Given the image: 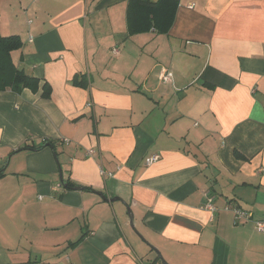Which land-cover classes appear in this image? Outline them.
<instances>
[{
	"label": "crops",
	"instance_id": "crops-1",
	"mask_svg": "<svg viewBox=\"0 0 264 264\" xmlns=\"http://www.w3.org/2000/svg\"><path fill=\"white\" fill-rule=\"evenodd\" d=\"M126 1L0 0L39 80L0 90V264H264V0H178L166 34Z\"/></svg>",
	"mask_w": 264,
	"mask_h": 264
},
{
	"label": "trees",
	"instance_id": "trees-1",
	"mask_svg": "<svg viewBox=\"0 0 264 264\" xmlns=\"http://www.w3.org/2000/svg\"><path fill=\"white\" fill-rule=\"evenodd\" d=\"M178 0H127L125 11V22L128 34H136L154 30L157 34H166L172 27L175 13L178 7ZM22 41L19 35L3 36L0 34V90L10 89L13 92L21 93L23 89L29 88L36 90L39 80L19 69L12 61L11 52L21 49ZM84 76L80 79L75 75L72 79V84L85 88L87 83ZM212 88V85L205 84ZM49 86H43L42 96H49ZM43 145L49 146L54 154H56V140H45L43 144H28L16 149L21 150H38ZM237 158L245 160L244 155L237 151L233 153ZM4 169L0 168V177L3 175ZM65 189H75L80 186L71 181L66 182ZM63 188V189H64ZM92 190L91 187L83 186L82 190ZM100 194L99 192H97ZM101 196L102 193H101ZM104 197V196H103ZM80 238L71 242V245L76 244ZM164 264V263H162Z\"/></svg>",
	"mask_w": 264,
	"mask_h": 264
},
{
	"label": "built area",
	"instance_id": "built-area-1",
	"mask_svg": "<svg viewBox=\"0 0 264 264\" xmlns=\"http://www.w3.org/2000/svg\"><path fill=\"white\" fill-rule=\"evenodd\" d=\"M171 73L167 70H164L161 74H160V80H163L164 82H169L171 81ZM158 154H153L151 156H149L148 158L145 159V164L146 165H152L153 162L157 161ZM210 202V200H208ZM206 203L204 206L210 210L214 209L213 206H211L210 203ZM233 214H234V221L237 222L238 220H247L251 218V213L249 211H245L243 209H239V208H234L233 209ZM256 229L264 231V222H260V221H256Z\"/></svg>",
	"mask_w": 264,
	"mask_h": 264
},
{
	"label": "water",
	"instance_id": "water-1",
	"mask_svg": "<svg viewBox=\"0 0 264 264\" xmlns=\"http://www.w3.org/2000/svg\"><path fill=\"white\" fill-rule=\"evenodd\" d=\"M59 174H60V180H62V177H61V173L59 172ZM66 184H64L63 186H65ZM66 187V186H65ZM75 189H79V190H82L83 189V186H78V187H76ZM101 195V194H100ZM101 197H103V196H101ZM111 201L112 200H114V198H112V199H110ZM132 221V217H131V215H130V217H129V221L128 222H130V224H131V226H133V223L131 222ZM160 259H161V261H162V263H164V264H166V262L160 257Z\"/></svg>",
	"mask_w": 264,
	"mask_h": 264
},
{
	"label": "rangeland",
	"instance_id": "rangeland-1",
	"mask_svg": "<svg viewBox=\"0 0 264 264\" xmlns=\"http://www.w3.org/2000/svg\"><path fill=\"white\" fill-rule=\"evenodd\" d=\"M246 211V210H245Z\"/></svg>",
	"mask_w": 264,
	"mask_h": 264
}]
</instances>
